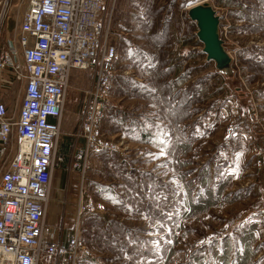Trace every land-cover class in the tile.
<instances>
[{
	"label": "rangeland",
	"instance_id": "374dc122",
	"mask_svg": "<svg viewBox=\"0 0 264 264\" xmlns=\"http://www.w3.org/2000/svg\"><path fill=\"white\" fill-rule=\"evenodd\" d=\"M26 1L0 0V49L15 43ZM193 1L115 0L108 36L118 59L100 123V136L114 149L80 152L85 140L76 133L91 74L70 73L57 149L63 159L54 167L45 222L65 243L80 196L104 205L100 214L80 216L89 254L76 264H264V30L245 36L246 27L221 18L219 36L231 61L219 69L206 59L188 17ZM178 37L189 45L186 68L163 69L167 53L151 54L150 46ZM168 57L176 62L179 54ZM22 85H3L10 115ZM161 130L169 155L152 159Z\"/></svg>",
	"mask_w": 264,
	"mask_h": 264
},
{
	"label": "built area",
	"instance_id": "2783aa9c",
	"mask_svg": "<svg viewBox=\"0 0 264 264\" xmlns=\"http://www.w3.org/2000/svg\"><path fill=\"white\" fill-rule=\"evenodd\" d=\"M114 2L27 0L15 43L0 49V264L57 258L60 264H76L89 254L80 241L79 219L83 213H102L103 203L79 197L76 225L65 243L45 220L54 167L63 159L57 149L72 70L91 74L76 133L85 140L80 152L87 157L90 151L115 148L100 131L118 59L108 36ZM13 80L23 82L22 97L10 115L3 89Z\"/></svg>",
	"mask_w": 264,
	"mask_h": 264
},
{
	"label": "crops",
	"instance_id": "0c3cea01",
	"mask_svg": "<svg viewBox=\"0 0 264 264\" xmlns=\"http://www.w3.org/2000/svg\"><path fill=\"white\" fill-rule=\"evenodd\" d=\"M211 6L216 11V13L219 15L220 21L222 18L223 21L228 22V24L229 22H232L233 26L235 25L238 27H243V26L246 27V30L244 32L245 36L248 33H257V32H261L264 30L263 28L264 27V0H211ZM251 26L256 27V28L252 30ZM150 47H151V51H150L151 54L157 55L160 53L161 49L165 50V52L167 53V56H166L167 60L165 62V65H163L162 67L163 69L172 68L173 70H175V67L177 66V67H181L184 70V68H186L187 61H189L190 59L189 45L181 41L179 37L177 40H174V41L171 40L169 44H166L163 47H157L154 44L151 45ZM175 52L176 54L177 53L179 54V57L176 62L172 61L173 57L171 59L170 57H168L169 54L174 55ZM143 53L145 54V52ZM173 70L171 72L172 74L166 79L168 83L169 82L173 83L175 80L173 77ZM179 74L181 76L182 71ZM68 107H69L68 111L70 112L69 115H72L71 113L76 111L75 99H73L69 103ZM79 120H80V117H79ZM79 259L81 258L79 257ZM58 260L59 259L57 258L54 261H51L50 263L51 264L58 263Z\"/></svg>",
	"mask_w": 264,
	"mask_h": 264
},
{
	"label": "water",
	"instance_id": "95a60500",
	"mask_svg": "<svg viewBox=\"0 0 264 264\" xmlns=\"http://www.w3.org/2000/svg\"><path fill=\"white\" fill-rule=\"evenodd\" d=\"M193 1L187 8L188 17L195 21L196 36L202 43V52L208 61H214L217 68H227L231 57L223 47L219 36L220 17L207 1ZM186 6V7H187Z\"/></svg>",
	"mask_w": 264,
	"mask_h": 264
},
{
	"label": "snow or ice",
	"instance_id": "6c2138e0",
	"mask_svg": "<svg viewBox=\"0 0 264 264\" xmlns=\"http://www.w3.org/2000/svg\"><path fill=\"white\" fill-rule=\"evenodd\" d=\"M139 87L142 88L144 91H147V92H150V93L155 91V89L148 88V86H146V85H139ZM197 134H199V130H197ZM160 136L167 137L168 133L164 132L163 130H161V132L157 134L158 143H159V145H162V146L159 149V156H157L155 153H150L149 154L152 159H158L159 157H167L169 155V152L166 151V149L168 147V144H167L165 139H160L159 138ZM229 174L233 175V176H236L237 175V171L235 169H233ZM173 183H176V181H173ZM180 187H182V185H180ZM108 198L111 199L114 203L119 202V201L115 200V198H113V197H108ZM160 227H164V225L160 224ZM205 242L211 243L212 242V238L211 237L208 238L207 241H201V244H203ZM156 243H157V245L159 244V242H156ZM167 243L171 244L172 241L169 239V240H167Z\"/></svg>",
	"mask_w": 264,
	"mask_h": 264
},
{
	"label": "trees",
	"instance_id": "16d2710c",
	"mask_svg": "<svg viewBox=\"0 0 264 264\" xmlns=\"http://www.w3.org/2000/svg\"><path fill=\"white\" fill-rule=\"evenodd\" d=\"M66 140H68V138ZM65 142H63V150H62L63 152L67 151V143H65Z\"/></svg>",
	"mask_w": 264,
	"mask_h": 264
},
{
	"label": "bare ground",
	"instance_id": "6f19581e",
	"mask_svg": "<svg viewBox=\"0 0 264 264\" xmlns=\"http://www.w3.org/2000/svg\"><path fill=\"white\" fill-rule=\"evenodd\" d=\"M198 2H200V1H198ZM192 5H190V6H188V7H191Z\"/></svg>",
	"mask_w": 264,
	"mask_h": 264
},
{
	"label": "flooded vegetation",
	"instance_id": "af4514ba",
	"mask_svg": "<svg viewBox=\"0 0 264 264\" xmlns=\"http://www.w3.org/2000/svg\"><path fill=\"white\" fill-rule=\"evenodd\" d=\"M81 120V119H80ZM103 134V132H101Z\"/></svg>",
	"mask_w": 264,
	"mask_h": 264
}]
</instances>
